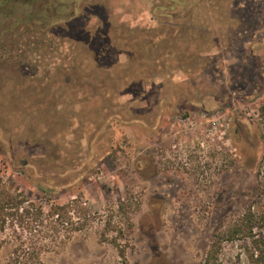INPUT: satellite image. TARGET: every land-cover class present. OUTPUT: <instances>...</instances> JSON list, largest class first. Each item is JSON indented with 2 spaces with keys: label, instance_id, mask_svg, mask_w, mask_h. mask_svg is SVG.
<instances>
[{
  "label": "rangeland",
  "instance_id": "obj_1",
  "mask_svg": "<svg viewBox=\"0 0 264 264\" xmlns=\"http://www.w3.org/2000/svg\"><path fill=\"white\" fill-rule=\"evenodd\" d=\"M34 1L0 15V180L70 205L41 264H204L264 207V0ZM31 239L0 223V264Z\"/></svg>",
  "mask_w": 264,
  "mask_h": 264
},
{
  "label": "trees",
  "instance_id": "obj_2",
  "mask_svg": "<svg viewBox=\"0 0 264 264\" xmlns=\"http://www.w3.org/2000/svg\"><path fill=\"white\" fill-rule=\"evenodd\" d=\"M31 1L32 3L35 2L34 0ZM12 2L19 3V0H0V15L7 13L8 16L18 18L15 11L12 10L15 7L7 12L4 11ZM23 5L27 6L28 3L25 2ZM30 18L33 19V16H28V19ZM29 26L33 27V22H30ZM256 121L259 138L264 142V103L259 107ZM262 195L264 196V193ZM69 206L53 203L46 209L27 198L23 192L13 191L12 186L4 185L3 181L0 180L1 229H5V223L9 220L12 225L16 224L28 230L38 238L37 240L31 239V250H26L23 256L17 254L11 263L41 264V253L52 250L59 242ZM257 206L258 204L250 205L239 215L232 226L224 231L222 237L211 245L204 264H234L233 262H226L220 257V251L224 249L225 242L238 245L240 249L238 255H243L246 258L241 260L239 256L238 262L235 264H264V207L256 208ZM67 220H71V217L68 216Z\"/></svg>",
  "mask_w": 264,
  "mask_h": 264
},
{
  "label": "flooded vegetation",
  "instance_id": "obj_3",
  "mask_svg": "<svg viewBox=\"0 0 264 264\" xmlns=\"http://www.w3.org/2000/svg\"><path fill=\"white\" fill-rule=\"evenodd\" d=\"M169 3H171V7H174L175 0H169Z\"/></svg>",
  "mask_w": 264,
  "mask_h": 264
}]
</instances>
